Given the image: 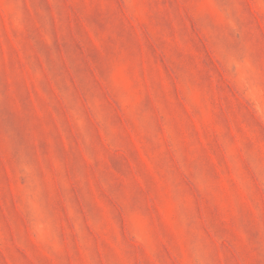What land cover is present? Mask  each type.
<instances>
[{
	"label": "rangeland",
	"instance_id": "obj_1",
	"mask_svg": "<svg viewBox=\"0 0 264 264\" xmlns=\"http://www.w3.org/2000/svg\"><path fill=\"white\" fill-rule=\"evenodd\" d=\"M0 264H264V0H0Z\"/></svg>",
	"mask_w": 264,
	"mask_h": 264
}]
</instances>
